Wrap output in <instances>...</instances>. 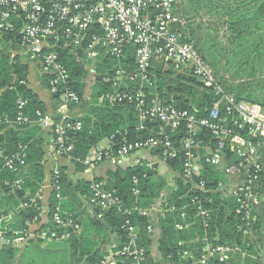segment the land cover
I'll list each match as a JSON object with an SVG mask.
<instances>
[{
  "label": "built area",
  "instance_id": "built-area-1",
  "mask_svg": "<svg viewBox=\"0 0 264 264\" xmlns=\"http://www.w3.org/2000/svg\"><path fill=\"white\" fill-rule=\"evenodd\" d=\"M176 3L177 0H0V38L3 34L13 33L15 26L20 25L17 41L9 47V52L35 63L41 75H48V90L66 105H80L82 96L70 85L71 75L62 60V52L73 57L74 62L87 72V77L96 81L100 76L102 81L110 84L111 91L96 97L97 105L109 108L132 105L138 115L140 129H144L146 121L157 124V129L146 138L123 140L114 150V135L109 137L105 146L91 147L87 155L79 160L85 171L89 172L102 161L131 155L133 165L154 169L153 163L141 156L145 151L156 153L162 162L176 161L180 166V179L189 191L219 193L221 196L227 194L234 198L237 230L245 237L254 229L255 210L261 201L257 184L264 171V112L258 105L228 93L198 49L184 40L181 31L184 21L175 11ZM130 57L134 63L125 72L122 65L127 64L126 60ZM98 67L103 72H99ZM170 67L195 77L203 87L211 90L215 100L209 109H205L204 116L165 103L156 91L145 90L154 86L152 70ZM123 77L134 83L124 91L120 90V79ZM15 104L18 110L15 118L0 117V125L48 128L53 135L56 155L69 156L74 147L71 134L82 128L80 120L65 114L54 120L41 109H36L31 117L24 111L27 105L25 99L19 97ZM181 126L184 127V135L179 137L177 134ZM203 130L208 132L204 139L198 136ZM26 158L27 145L19 144L10 155L4 154L0 148V170L6 168L19 174L27 166ZM205 164L211 165L225 178L218 181L213 189H207L205 180L198 178ZM141 177L146 178L147 173L143 172ZM132 181L131 193L138 196L139 176L134 175ZM3 183L14 190L21 187L23 179L4 180ZM49 186L55 197L61 200L58 167L50 170ZM205 200L211 202V198ZM42 201V190L32 195L27 193L18 210L33 206L39 209V213L34 220L25 222L21 229L9 228L14 224L13 212L0 214V223L4 222L0 228V250L20 248L31 240L65 239L81 229L73 215L62 216L59 206L52 212L50 223L55 226L53 229L51 224H47L48 218L43 220L45 210ZM200 201L199 195L191 199V202L199 203L196 215L201 216L206 227L211 220V211ZM85 202L90 218L101 219L111 209L127 215L131 212L114 189L105 187L104 180H90ZM40 203L41 207L38 206ZM187 208V203L178 206L168 202L163 193L145 208L133 207L147 218L146 231L150 235L154 232L151 217H164L171 212H179L175 229H186L189 225L187 218H192ZM37 217H40L38 221ZM55 228L63 231L58 233ZM121 228L123 244L116 250L113 249L116 245L112 244L97 264H117L119 259L123 262L129 258L135 264H141L145 259L147 251L140 242L138 225L125 217ZM203 241L204 245L197 254L188 249L180 251L181 261L178 264L224 262L238 250L229 244L211 245L206 238Z\"/></svg>",
  "mask_w": 264,
  "mask_h": 264
},
{
  "label": "trees",
  "instance_id": "trees-1",
  "mask_svg": "<svg viewBox=\"0 0 264 264\" xmlns=\"http://www.w3.org/2000/svg\"><path fill=\"white\" fill-rule=\"evenodd\" d=\"M175 11L184 21L181 27L184 40L193 43L198 49L224 89L237 99L256 104L264 110V0H178ZM19 29L20 25L17 24L13 33L3 34L0 38V88H2L0 117L7 116L11 120L18 112L15 102L19 97L27 101L24 111L31 117L36 109L44 111L42 101L27 85V63L8 51L9 47H13L16 43ZM62 53V60L71 75L70 85L82 96L87 72L74 62L73 57L65 52ZM126 62L127 64L123 63L122 66L125 72H128L134 63L133 58L130 57ZM98 70L103 72L101 67ZM152 71L154 86L145 90L151 93L156 91L165 103H171L191 112L196 111L197 115L204 116L205 109H209L215 100L211 90L203 87L191 75L177 72L172 67L165 70L157 68ZM48 79V75H42V83L46 88L49 87ZM125 89L120 87V90ZM111 90L110 84L102 81L98 76L92 86L93 102L100 93ZM52 97L56 98L57 95ZM78 120L81 121L82 128L71 134L74 147L69 153L78 170H83L85 167L79 160L83 159L90 148L102 139L114 135V150L123 140L134 141L146 138L151 131L157 129V124L149 121L144 123V129H140L138 115L132 105H116L111 108L91 105L89 113ZM26 128L6 123L0 125V148L4 154L14 153L19 144L27 145V166L24 170L19 174L6 168L0 170V214L7 215L12 212L15 214L14 224L9 226L10 229H21L25 222L34 220L38 215L39 209L37 210L36 207L30 206L26 210H18V207L26 200L27 193L32 195L39 190L45 178L44 167L41 164L44 158L42 140ZM177 135L179 137L184 135L183 126ZM207 135L208 132L203 130L198 136L204 139ZM262 155L264 157V148ZM229 156L232 157L231 153ZM168 164L180 172L178 162L169 161ZM58 169L61 200L51 191L48 199L47 224H51L53 209L59 206L62 216L73 215L74 219L79 221L81 229L63 239L66 244L64 255L60 253L59 257H55L56 248H47V246L46 249H42L39 244L43 241L31 240L29 243H34V249L29 253L24 251L26 246L22 250L12 247L1 249L0 264H97L108 253L107 249L101 247V243L108 242L111 234L114 235L113 242L116 245L114 250L123 244L121 224L125 217H129L138 225L140 242L146 248V256L141 264H156L148 259L151 235L146 231L147 218L133 209L135 205L145 208L156 202L164 190L165 183L158 176L156 167L147 169L144 165H132L125 169L118 167L108 171L107 179H104L105 187L114 189L122 199L123 205L130 207L131 212L127 215L111 209L101 219L88 217L83 219L70 205L67 206L66 176L62 168L58 167ZM143 172L147 173L146 178L141 177ZM134 175L139 176L138 196H133L131 193ZM15 178L23 179L19 189L12 190L8 185H4V180L11 182ZM198 178L205 180L207 189H213L218 181L225 180L223 174L214 170L209 164L204 165L203 173ZM78 187L80 195L86 198L89 194V181L80 180ZM195 195H199L200 204L211 211V220L206 227L202 224L201 216L196 215L199 203L191 202ZM166 197L168 202L178 206L187 203L186 210L188 215L192 216L187 218L189 225L183 230L175 229L174 225L175 221L179 220V212H171L159 217L161 237L157 242V250L168 261L178 264L181 261L179 252L186 249L197 254L204 245V238L211 245L229 244L238 248L226 261L215 260L210 264H236L231 258L235 255L239 256L240 251L251 248V237L249 235L244 237L237 230L234 198L222 197L219 193L189 191L188 186L183 184L181 179L175 180V187ZM71 198L75 203H81L77 197L71 196ZM205 198H211V202H205L207 201ZM38 206L41 207V203ZM39 219L40 217H37V221ZM3 224L4 222L0 223V228ZM258 224V221L254 223V229ZM51 227L54 229L55 226L51 224ZM55 229L58 233L63 231L61 228ZM246 261L243 264H248ZM121 262L122 259H119L117 264H135L131 258Z\"/></svg>",
  "mask_w": 264,
  "mask_h": 264
},
{
  "label": "crops",
  "instance_id": "crops-1",
  "mask_svg": "<svg viewBox=\"0 0 264 264\" xmlns=\"http://www.w3.org/2000/svg\"><path fill=\"white\" fill-rule=\"evenodd\" d=\"M178 1V0H177ZM187 2V1H186ZM22 62L27 63L28 65V74H27V85L30 89H32L39 97L40 101H42L44 106V111L49 113L52 118L58 119L61 115H66L74 119H78L87 113H89V107L91 105H97L96 98L93 102L92 96V86L94 84V80L91 77H87L85 79V89L82 95V102L80 105L68 104L66 105L62 99L53 98L48 88H46L42 83V75L39 72L38 67L35 63L29 60H23L20 58ZM169 65V64H168ZM134 84L132 81L128 80L127 77H123L120 79V87L129 88V85ZM264 112V110H263ZM139 120V119H138ZM36 127V128H35ZM35 128V130H33ZM27 130H31L30 133L37 134V136L42 140V147L44 150V158H43V167L45 178L41 183L40 190L43 193V201L42 205L45 210V214L43 220L47 219L48 215V199L51 193V188L49 186L50 181V170L53 167H60L63 169V173L66 176V184H67V194L65 199L67 201V206L70 205L73 208L74 212L80 214V216L85 218H90L89 213L87 211V204L85 202V198H83L79 193L78 182L80 180L89 181L92 179H107V172L113 171L118 167L125 169L128 166H132L133 156H129L128 158H115L111 160H105L95 165L89 172L85 171V167L82 170L76 169L74 163L72 162L71 157L67 156H57L54 151L53 145V135L50 129H42L39 126L32 125L26 128ZM25 129V130H26ZM110 138H104L99 143L98 146H105L109 142ZM141 156L145 161H149L153 163L154 167H156L158 176H160L161 180L165 183V188L162 190L165 196L169 193V191L175 187V180L180 179L179 170L168 164V162H162L159 160V157L154 152H142ZM164 167L165 170L160 173V167ZM69 192V193H68ZM257 192L260 196V204L255 210V222L258 221V226L253 229L252 233L249 235L250 238V249L246 251H240L239 256L235 255L231 258L233 262L236 264H243L245 261L248 264H263L264 259V171L258 181L257 184ZM160 193V194H161ZM228 197L227 194H224ZM71 196H75L80 200V204L75 203L74 199ZM151 221L154 225V231L151 235V247L156 244V256L155 258L150 259V262L156 264H176L168 261L165 257H163L157 250V242L161 237V232L159 228V217L153 216L151 217ZM111 247L107 249L110 250Z\"/></svg>",
  "mask_w": 264,
  "mask_h": 264
},
{
  "label": "rangeland",
  "instance_id": "rangeland-1",
  "mask_svg": "<svg viewBox=\"0 0 264 264\" xmlns=\"http://www.w3.org/2000/svg\"><path fill=\"white\" fill-rule=\"evenodd\" d=\"M182 19V18H181ZM6 49V48H5ZM7 50V49H6ZM5 50V51H6ZM9 51V50H8ZM98 69H99V67H98ZM174 70V69H173ZM165 170V168L162 166V167H160V173L161 172H163ZM155 232V231H154ZM113 238H114V235L113 234H111L110 235V237H109V241L108 242H105V243H101V247L104 249V250H106V249H108L109 247H111L112 246V244H114V242H113ZM34 243H27L26 245H24V246H22V247H20L19 249H23L25 246V252H27V253H29L32 249H34ZM65 240H63V239H57V240H51V241H46V242H42V243H40L39 244V246L42 248V249H46V247L47 248H50V247H53V248H56V251H55V253L56 254H54L55 255V257H59V255H60V253L61 254H65L64 253V247H65ZM155 256H156V244H154L153 245V247L150 249V254H149V256H148V259L150 260V259H152V258H155ZM263 264H264V259H263Z\"/></svg>",
  "mask_w": 264,
  "mask_h": 264
}]
</instances>
